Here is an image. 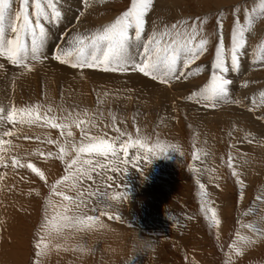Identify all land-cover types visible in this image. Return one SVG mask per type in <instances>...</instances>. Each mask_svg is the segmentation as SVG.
Returning <instances> with one entry per match:
<instances>
[{"label":"rangeland","instance_id":"obj_1","mask_svg":"<svg viewBox=\"0 0 264 264\" xmlns=\"http://www.w3.org/2000/svg\"><path fill=\"white\" fill-rule=\"evenodd\" d=\"M259 2L153 0L145 17V35L152 31L153 22L161 27L181 18L199 16L202 20L206 18L203 34L209 40L208 50L190 65L191 68L205 65V70L192 76L183 89L165 88L164 96L168 98L164 100L150 99L143 92L145 89H132L128 85L117 87L115 83L90 78L78 85L74 82L61 85L57 76H52L54 83L50 85V76L42 81L37 74L24 85L0 95V106L5 108L12 103L23 107L40 102L45 108H52V115L79 114L78 118L85 121L90 134L115 138L120 135L116 131L119 128L126 134L122 139L131 135L148 145L147 149L130 148L129 156L136 155L138 159L130 160L122 171H108L112 180L106 181L105 187L110 184L111 194H123L118 202L102 207L92 196L76 211L79 199L75 203L64 201L51 188L54 181L65 174V164L58 158L60 146L65 145L60 129L43 121L33 125L17 122L15 134L5 139L12 140L15 148L11 154L18 155L25 167L12 168L10 160L8 167L0 165V176L4 177L0 180V264H30L35 259L34 246L40 235L46 245L40 264H226L229 258L231 264H264V236L245 226L264 227L261 219L264 201L255 199L257 195L264 196V118H259L264 117V109L257 108L251 113L227 101L215 108H202L185 98L208 79L215 45L220 39L218 16L222 18L225 47L229 48L235 6L240 4L250 9ZM130 4L131 0H93L77 22L75 16L83 10V0H63V7L68 9L67 24L71 20L77 31L109 23ZM239 17L243 22V7ZM64 26L52 29L50 44L60 42L54 31H59V35ZM262 41L264 16H259L247 36L246 49L255 48ZM130 73L143 76L138 72ZM2 75H7V71ZM147 78L143 76L144 80ZM234 78L236 89L231 86L232 98L243 99L255 93L259 103V91L264 90V67L246 69ZM245 80L250 82L247 86L242 83ZM253 82L251 90L248 87ZM2 83L0 77V86ZM90 120L95 121V127L88 123ZM71 131L79 141L80 129L72 125ZM65 148L70 152V146L65 145ZM82 155L88 158L87 154ZM230 155L233 168L244 180L242 198L233 169L228 167ZM29 161L44 173L45 180L26 167ZM65 183L58 185L57 191L69 197H77L78 191L87 197L84 189L94 187L86 179L80 182L78 189L64 187ZM200 184L204 185V196ZM202 205L217 209L219 226L211 220V213L205 215ZM74 214L97 219L91 222V227L62 228L58 233L55 229L63 224L62 216ZM45 216L49 231L37 235ZM250 238L253 243H246ZM232 245L242 247L243 251L237 253Z\"/></svg>","mask_w":264,"mask_h":264},{"label":"snow or ice","instance_id":"obj_2","mask_svg":"<svg viewBox=\"0 0 264 264\" xmlns=\"http://www.w3.org/2000/svg\"><path fill=\"white\" fill-rule=\"evenodd\" d=\"M92 2L93 0H83V10L75 16L77 22L81 21V17L91 7ZM152 4L153 0H131L130 6L125 11L109 23L91 30L77 31L76 26H73L72 21L69 20L64 30L56 37L60 42L53 41L50 44L52 29L59 27L67 19L68 9L63 7V0H0V59L18 67L22 73L33 71L37 63L51 58L73 69H99L104 73L138 72L167 86L182 79L188 80L189 77L203 72L205 65L192 68L189 66L208 50L209 40L203 34L206 18L202 20L199 16L195 19L186 17L161 27H157L153 22L152 31L145 35V17ZM242 7L243 22L239 17ZM233 15L230 47H225L222 18L218 16L217 33L220 39L215 45L210 75L202 86L191 91L185 98L204 108H215L227 101L254 113L257 108L264 109V90L259 91V103L255 93L243 99H233L231 86L234 81L230 77L240 75L242 58L247 57L249 64H259L264 67V41L255 48L246 49L247 36L255 20L259 16H264V0H260L258 6L250 9L237 4ZM0 69H4V64H0ZM242 83L247 86L250 82L245 80ZM51 113L52 108H45L40 102L23 107H17L14 103L7 108L0 106V129H2L0 130V165L8 167L10 160L12 168L25 167V163L18 155L11 154L15 146L10 138L5 139V137L15 134L17 122L33 125L43 121L45 125L60 129L65 145L70 146V152H66L65 145H61L59 149L58 158L65 164V174L51 185L55 195L62 196L64 201L71 203L79 199L80 204L76 205V211H79L84 201L92 196H95L98 206L111 207L112 202H118V198L123 194L119 192L111 194L108 190L110 184L105 187V182L112 180L107 174L108 171H122L130 160L134 162L138 159L136 155L129 156V149H147L148 145L140 138L133 139L131 135L122 139L126 134L119 128H116V131L120 135L115 138L106 139L104 135L90 134V130H86L85 121L78 118L79 114L73 116L70 112L67 116H57ZM114 122L115 117H113ZM88 123L95 127L94 120ZM7 125L12 127L8 128ZM72 125L80 129L79 141L73 137ZM65 130H67L66 135ZM137 131L139 133V130ZM118 141L121 142L117 143ZM49 143L56 141L49 140ZM176 150L173 146V151ZM82 154H87L88 158ZM26 167L35 172L41 180H45L44 173L33 163L27 162ZM228 167L233 169L232 175L236 177V183L241 188L239 196L242 198L244 180L233 168L231 155L228 159ZM3 178L0 176V180ZM85 179L94 185L93 188L84 189L88 193L87 197L79 191L77 197H69L63 191H57V186L62 182H66L64 187L78 189L80 182ZM200 188L201 195H206L203 184H200ZM255 199L264 201V196L257 195ZM67 210L65 207L66 212ZM202 211L206 216L211 213V220L219 226L220 220L216 208L202 205ZM96 219L97 217L91 215H63V224L55 230L60 233L62 228L91 227V222ZM261 219L264 221V217ZM245 226L264 236V227L256 228L252 224ZM48 231V218L45 216V223L41 224L37 235ZM246 243L251 244L253 241L250 238ZM232 247H236L237 253L243 251L242 247L236 245ZM45 249L43 236L40 235L34 246L35 259L30 264H40V257L45 254ZM226 264H231V258Z\"/></svg>","mask_w":264,"mask_h":264},{"label":"bare ground","instance_id":"obj_3","mask_svg":"<svg viewBox=\"0 0 264 264\" xmlns=\"http://www.w3.org/2000/svg\"><path fill=\"white\" fill-rule=\"evenodd\" d=\"M68 15H67V19L64 21L63 24H61L58 28L60 29L61 27H63L64 25L67 24V20H68ZM79 30V29H78ZM58 32L59 31H54L56 37L58 36ZM57 43V42H56ZM245 59V58H242ZM247 59V58H246ZM245 63L242 65V70L241 71H246L247 70H251L252 68H256L257 66H259V64H249L248 60H244ZM44 62V63H43ZM0 64H4V69H0V77L2 78L3 81V85L0 86V95H4L7 93V91L9 92L10 89H12L13 87H17V86H21L24 85L26 83V81L31 80V76L34 74H37L38 77L41 78V80L43 81L44 79H46L47 77L50 76L49 79V84L51 85V83H54V77L52 76H57V81L61 84V85H67L70 83H75L76 85L80 84L81 81L85 80V78H90L92 79L91 81H109L112 83L117 84V87L120 86H126L128 85L130 88L132 89H145V91H143L144 93H146V95L148 94V97L150 99H156V97L162 98L161 100H164L165 98V88L166 89H172L170 91H177L178 89H183V87L185 88V86L189 85L190 81L192 80L191 77H189L188 80H181L180 82H173V84L171 86H167V85H162L160 84L158 81H153L151 80V78H147V80L143 79V76H141L140 74H128V73H104L101 70H95V69H73L71 68L69 65H63L60 64V62L49 58L48 60H44L42 61L41 64L37 63L35 65V68L33 71L31 72H23L22 70L19 68H16L15 66H12L11 64H9L6 60L4 59H0ZM189 68H191L189 66ZM4 71H7V75H2V73H4ZM187 71V70H185ZM42 75V76H41ZM210 75V74H209ZM243 77V76H242ZM35 78V77H33ZM232 79H235L234 76H231ZM194 79V78H193ZM247 79V77H246ZM239 80V79H238ZM85 82V81H84ZM100 82V83H101ZM108 82V83H109ZM235 82V81H234ZM83 83V82H82ZM255 83V82H254ZM254 83L251 85H249L248 88H250L252 90ZM102 84V83H101ZM27 85V84H26ZM104 85V84H103ZM46 86V85H45ZM175 86V87H173ZM242 86V83H241ZM26 87V86H25ZM71 87V86H70ZM81 87V85H80ZM106 87V86H105ZM233 87L235 88L236 85H234L233 83ZM239 87V86H238ZM18 88V87H17ZM247 88V87H246ZM247 88V89H248ZM14 89V88H13ZM74 89V88H73ZM72 89V90H73ZM109 89V88H108ZM236 89V88H235ZM24 90V89H23ZM78 93H79V89L77 88ZM76 90V91H77ZM105 90V89H104ZM112 90V89H111ZM185 90V89H184ZM238 90V88H237ZM250 90V91H251ZM2 91L4 92L2 94ZM75 91V92H76ZM102 91V90H101ZM187 91V90H186ZM246 91V90H245ZM244 91V92H245ZM20 92V90H19ZM50 92V91H49ZM70 92V91H69ZM117 92V91H116ZM136 92V91H135ZM243 92V93H244ZM252 92V91H251ZM52 94V92H50ZM57 93V92H56ZM139 93V92H138ZM142 93V92H141ZM183 93V92H181ZM232 93L233 90H232ZM31 94V93H30ZM55 94V93H54ZM70 94L72 95V91L70 92ZM189 94V93H187ZM24 95V94H23ZM69 95V94H67ZM66 95V96H67ZM77 95V94H76ZM81 95V94H80ZM233 95V94H232ZM236 95V94H235ZM234 95V96H235ZM9 96V95H8ZM11 96V95H10ZM16 96V95H15ZM47 96V95H46ZM64 96V95H63ZM239 96V95H238ZM7 97V96H6ZM19 97V96H18ZM82 97V96H81ZM84 97V96H83ZM82 97V98H83ZM103 97V96H102ZM146 97V96H145ZM240 97V96H239ZM238 97V98H239ZM257 97V96H256ZM76 98V97H75ZM168 98V97H166ZM165 98V99H166ZM173 98V97H172ZM234 98V97H233ZM244 98V97H243ZM13 99V98H12ZM78 99V98H77ZM76 100V99H75ZM189 101V100H188ZM77 102V101H76ZM119 102V101H118ZM190 102V101H189ZM133 103V102H132ZM193 102H191L192 104ZM156 104V103H155ZM158 104V103H157ZM154 105V104H153ZM159 105V104H158ZM157 105V106H158ZM193 106V105H192ZM156 108V107H155ZM200 108V107H199ZM203 108V107H202ZM195 109V108H194ZM227 109V108H226ZM201 112V111H200ZM245 112V111H244ZM201 114V113H200ZM192 115V114H191ZM229 116V115H228ZM227 117V116H226ZM237 119V118H236ZM233 120V119H232ZM205 123V122H204ZM236 124V123H235ZM11 128V127H10ZM16 130V129H15ZM59 218V216H58ZM61 219V218H60ZM57 221V220H56ZM55 221V222H56ZM68 233V232H67ZM17 246V245H16ZM13 247V246H12ZM14 256V255H13ZM12 256V257H13Z\"/></svg>","mask_w":264,"mask_h":264}]
</instances>
